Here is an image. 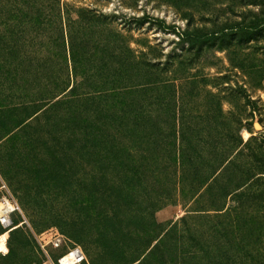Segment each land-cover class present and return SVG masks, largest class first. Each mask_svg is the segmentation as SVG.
<instances>
[{"label":"rangeland","instance_id":"rangeland-1","mask_svg":"<svg viewBox=\"0 0 264 264\" xmlns=\"http://www.w3.org/2000/svg\"><path fill=\"white\" fill-rule=\"evenodd\" d=\"M72 43L84 74L98 78L118 77L116 62L134 59L140 66L130 74L143 84L147 62L166 65L163 164L143 178L128 170L141 171L146 146L136 136L121 145H131L137 166L102 152L61 113L27 118V130L19 126L27 114L11 113L45 99L47 80L71 73ZM149 93L140 89L126 106L147 111ZM236 120L258 164L249 170L242 158L243 206L196 212L202 205L179 193L188 185L182 172H207L210 149L227 144ZM0 180L20 208L0 264H44L36 235L55 230L82 247L88 264H138L149 239L167 232L165 254L146 264L164 256L168 264H264V0H0Z\"/></svg>","mask_w":264,"mask_h":264},{"label":"trees","instance_id":"trees-1","mask_svg":"<svg viewBox=\"0 0 264 264\" xmlns=\"http://www.w3.org/2000/svg\"><path fill=\"white\" fill-rule=\"evenodd\" d=\"M73 47L74 44L72 43L71 73L65 78L54 77L50 81L47 80L44 85L46 94H43L45 99H39L29 107H15L11 113H14L13 116L16 117L27 114L24 117L25 119L19 121V126L23 125L24 121L30 117H33L36 123L40 122L39 116L42 113L46 117L49 115L59 117L61 113V118L66 117L68 123L78 122L83 125L79 133L88 138L97 139L101 144L102 152L106 154L117 153L130 161V165L134 161L135 166L137 165L132 156L133 149L131 145L127 142L121 145V142L128 140L131 143L135 141L136 136L139 142L146 146L143 150L144 156L141 157L140 164L137 166L141 171L135 170L134 172L129 165L128 170L133 172V177L138 174V179H140L139 177L143 178L142 175L146 170L150 168L157 169L163 164V158L160 154L162 146L158 127L163 104L160 95L164 84L162 75L166 70V65L160 61L161 57L157 58L159 60L157 62H147L143 74H139L145 77L143 84H136V78L134 79L130 74L133 68L138 69L140 66V63L134 59L116 62L114 71L115 76L118 77L98 78L84 74L83 64L75 56ZM120 50L122 53H125V51L128 53L130 49L123 45ZM168 64L172 65L173 62L171 61ZM78 78L81 79L78 80ZM140 89L143 92H152V94H149L154 97V103L147 111L141 108L134 110L126 106L127 99L140 92ZM44 102L47 103V106L40 109V104ZM95 103L97 104L95 107L89 108L87 105ZM119 103H123L125 107H119ZM29 110L31 112L28 114ZM31 127L22 126L26 130ZM241 127V122L236 120L228 128L227 144L223 148L216 145L210 149L207 172L198 171L196 168L193 169L194 171L184 170L182 172L180 182L187 181L188 185L180 189L179 193L182 197L188 198L190 202L194 201L197 205H202L197 207L196 212L214 211L223 214L224 211L226 213L231 208V201L235 204L230 209L232 211L229 212L237 214L241 210L243 202L240 190L245 182L242 158L251 159L250 162H247L249 170L255 169L256 171L258 167L255 160V149L251 148L253 139L244 142L240 133ZM24 132L26 131L11 135L8 141L11 143L17 142ZM201 158L203 156L199 155V158L193 159V162L199 166L201 164L199 159ZM183 162L182 159V165ZM183 219L186 220V218ZM0 229L2 230L1 226ZM167 234L168 232L165 235L166 238ZM166 238L161 239L152 236L143 250V252H146L150 249L148 253L150 255H145L138 264H146L147 259L155 252L165 254ZM162 262L168 264L167 256L163 257Z\"/></svg>","mask_w":264,"mask_h":264},{"label":"built area","instance_id":"built-area-1","mask_svg":"<svg viewBox=\"0 0 264 264\" xmlns=\"http://www.w3.org/2000/svg\"><path fill=\"white\" fill-rule=\"evenodd\" d=\"M0 226L5 233L0 235V255H7L8 235L13 226V216L20 211L19 205L3 180H0ZM48 235H36L44 264H88L86 253L78 245L69 246V241L57 230L47 232ZM56 251H60L57 253ZM56 252V253H54Z\"/></svg>","mask_w":264,"mask_h":264},{"label":"bare ground","instance_id":"bare-ground-1","mask_svg":"<svg viewBox=\"0 0 264 264\" xmlns=\"http://www.w3.org/2000/svg\"><path fill=\"white\" fill-rule=\"evenodd\" d=\"M17 228H18V226H15V227H14L13 229H11L10 231H13V230H15V229H17ZM10 231H9V232H10Z\"/></svg>","mask_w":264,"mask_h":264}]
</instances>
